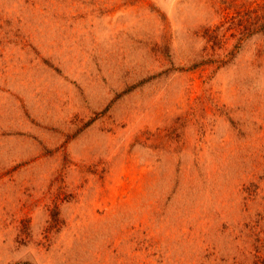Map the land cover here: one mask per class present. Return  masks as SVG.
Wrapping results in <instances>:
<instances>
[{
	"label": "rangeland",
	"instance_id": "rangeland-1",
	"mask_svg": "<svg viewBox=\"0 0 264 264\" xmlns=\"http://www.w3.org/2000/svg\"><path fill=\"white\" fill-rule=\"evenodd\" d=\"M0 264H264V0H0Z\"/></svg>",
	"mask_w": 264,
	"mask_h": 264
}]
</instances>
